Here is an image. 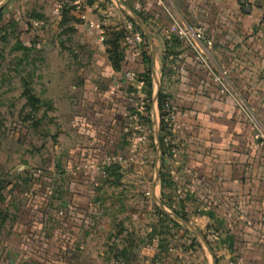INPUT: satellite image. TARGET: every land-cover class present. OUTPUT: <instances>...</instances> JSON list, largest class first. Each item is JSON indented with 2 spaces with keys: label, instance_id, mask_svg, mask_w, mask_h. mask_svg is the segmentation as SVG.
Here are the masks:
<instances>
[{
  "label": "crops",
  "instance_id": "obj_1",
  "mask_svg": "<svg viewBox=\"0 0 264 264\" xmlns=\"http://www.w3.org/2000/svg\"><path fill=\"white\" fill-rule=\"evenodd\" d=\"M60 1L0 0V10L4 8L6 12L4 23H14L22 34L30 13L43 14V20L29 21L31 29L27 35L34 33L40 50L66 63L64 68L48 72L50 79L45 83L55 94L66 88V100L53 96L47 101L55 109L65 101L68 111L62 122L68 125L71 144L64 154L53 152L49 165L45 161L43 165V154L36 152L43 170L76 173L79 166L81 173H93L86 165L101 162L110 150L121 154L120 147L128 140L126 132L131 125L129 110L133 108V86L126 82L124 74L135 76L144 71L141 47L147 43L153 92L158 87L157 93L167 96L171 107L170 128L178 147L175 184H211L208 193L221 199L224 192L217 193L214 186L249 184L259 179V175L255 176L258 164H251L255 148L244 119L233 101L219 93L186 45L169 35L171 21L164 7L157 5L156 0H98L91 6L87 0H76L63 18ZM166 1L176 6L177 13L217 12L227 18L221 16L219 22L202 28L212 42L215 64L228 72L245 99L250 97L262 85L259 78L263 66L253 59L261 57L262 44L260 39L243 36L264 24V0ZM115 33L123 35L118 68L113 67L104 43ZM137 36L140 42L136 41ZM255 77L258 79L252 80ZM150 111L154 134L159 119L156 109ZM63 158L66 170L62 167ZM23 169L17 170L16 179L2 182L6 188L0 209L6 215L0 228V264H76L75 252L80 254L78 258L82 257L81 264H90L85 253L91 237L101 238L108 233L100 229L105 216L83 202L88 194H82L80 202L68 186L59 204L64 212L50 209L44 219H39L31 210L23 211L27 189L33 185L21 176ZM205 187L202 185L201 189ZM18 204L19 210L9 211L10 206ZM9 217L11 224L4 229ZM258 217L255 214L232 218L237 228L229 229L225 235L233 239L228 249L232 254L239 253L237 264H264V224H258ZM260 221L263 223L264 219ZM38 222L42 224L40 230ZM47 253L51 254L49 261L43 258ZM59 253L65 261L57 260Z\"/></svg>",
  "mask_w": 264,
  "mask_h": 264
},
{
  "label": "rangeland",
  "instance_id": "obj_2",
  "mask_svg": "<svg viewBox=\"0 0 264 264\" xmlns=\"http://www.w3.org/2000/svg\"><path fill=\"white\" fill-rule=\"evenodd\" d=\"M170 4L174 10L176 6ZM179 13L184 20L201 28L203 25L219 22L221 16L227 20L217 12L209 15L202 12L192 14L188 11ZM236 16L239 17L238 14ZM260 26L257 30L251 28L243 37L261 41V57L253 59L256 64L263 66L259 78L262 85L245 99L242 92L232 84L245 111L251 114L250 122L245 113L234 104L250 130L251 144L255 148L251 164L259 165L255 173V176L259 175L258 180L254 179L249 184L214 186L218 191L223 188L217 191L224 192L221 199L208 193L211 184H175L178 149L177 142L172 141L173 133L169 124V135L165 137V142L171 146L172 156L167 158L162 170L168 176V182L161 184L157 174V170L161 169L158 162L160 147L159 144L157 147L154 139L160 136L159 120H156L153 134L151 126L148 127L140 120L136 123L130 117L131 125L126 132L128 140L120 147L121 154L110 150V154L101 162L86 165L88 171L92 170L93 173H81L79 166L76 167V173L65 171L57 174L43 170L40 154H43L42 164L49 165L53 152L64 154L71 144V140H68V125L62 122L68 109L64 101L58 109L45 105L37 113H30L29 108L24 107L25 100L20 96V78L22 76L28 79L27 75L29 76L33 91L41 100L47 101L53 96L66 100V88L55 94L48 90L45 83L50 79L47 77L48 72L62 69L66 67V63L63 59L57 61L52 54L40 50L34 33L29 36L8 28L5 33H0V183L16 179L15 173L20 167H24L20 171L24 172L21 176L33 185L30 187L32 189H27V201L24 200L27 208L23 207V211L29 209L39 219H44L50 209L64 212L59 204L66 193V186L73 194L75 192L80 202L83 201L82 194H88L83 202L94 206L98 213L105 216L106 221L102 222L100 229L108 231L101 238H90L88 251L85 253V259L90 264H237L240 260L239 253L232 254V250L228 249L233 239L225 235L229 229L237 228V223L232 218L256 214L259 216L258 224H264L260 221L264 219V24ZM4 36L5 41H1ZM17 40L35 44L37 50L30 52L25 60L23 53L14 51ZM23 59L24 62L19 64ZM42 73L45 74L43 78ZM256 79L258 77L252 80ZM150 113V110L146 111L144 116L149 115L151 118ZM55 147L58 149L55 150ZM62 164L63 170H66V158L62 159ZM108 164L118 167L116 177L112 178L115 179L114 183L103 172ZM67 181L74 182L66 184ZM202 185H206L205 189H201ZM214 193L216 194L215 190ZM159 204L172 217L180 220L176 221L178 227L171 225L157 213L156 207L160 209ZM19 206H10L9 211L19 210ZM174 212L185 216L186 221L181 220ZM10 224L9 217L3 228H8ZM41 225L38 222L37 230H40ZM43 241L45 243V238ZM50 255L44 254V260L49 261ZM74 255L76 264H81L83 259L81 256L78 258L80 254L75 252ZM61 259L65 261L66 258L59 253L57 260Z\"/></svg>",
  "mask_w": 264,
  "mask_h": 264
},
{
  "label": "trees",
  "instance_id": "obj_3",
  "mask_svg": "<svg viewBox=\"0 0 264 264\" xmlns=\"http://www.w3.org/2000/svg\"><path fill=\"white\" fill-rule=\"evenodd\" d=\"M76 0H61V11H62V17H65V14L72 9V4L75 2ZM95 1L98 0H87L86 4L88 6L93 5V3ZM6 16V12L5 9L2 8L0 10V33H5L6 30L8 28L12 29L13 32L17 31L16 25L14 23L11 22H6L4 23V17ZM29 21H41L43 20L44 16L41 13H36V12H32L27 16ZM29 21L25 24V30H23L24 33H28L31 29V25L29 23ZM123 35L122 33H115V34H111L110 37L106 38V40L104 41V43L108 46V54L110 56L112 65L114 68H118V64L120 62V56H119V41L122 39ZM1 41H5V36L1 38ZM36 51V46L35 44H26L21 42L20 40H17L15 42V46H14V51L17 52H21L23 53V57L24 59L28 57V54L32 51ZM141 58H142V63L144 65V71L142 73H139L138 75H135V79L138 82H141L143 84V91L149 101V105L146 108V111L150 110V103H151V97H152V93H153V87H152V80H151V69H150V65H151V57H150V52H149V46L147 43H143L142 47H141ZM24 59L21 61H19V64H21L22 62H24ZM26 60V59H25ZM28 79L29 76L27 75ZM27 78H24L21 76L20 78V83H21V98L25 100V106L29 108L30 113H37L43 106L48 105L50 106L49 102L44 101L39 99L32 88L31 82L28 80ZM130 92L133 95V103L135 102V98H134V89L131 87L130 88ZM156 109L159 115V138H158V144L160 147V153H161V157H160V163H161V169L159 172V178H160V182L161 184H165L168 182V176L163 174V168L165 166L166 160L167 158H170L171 152V146L167 144V142H165V137L168 136V125L170 124V120H171V107L169 105V98L163 94H161V92L157 93V99H156ZM137 114L136 109L133 107L132 109L129 110V117H131L132 115ZM139 117V120L144 122L145 125H147L148 127H150L151 121H150V116H139V114H137ZM28 119V118H27ZM37 125V124H36ZM174 141V139L172 140ZM173 143V142H172ZM178 148V147H177ZM117 170L118 167L108 164L107 166H105V168L103 169V172L107 175V177H110L111 179L116 177L117 175ZM113 183L115 182V179L113 180ZM6 186L3 185V183H0V202H2L4 200V195L2 194L5 190ZM162 205H165L163 202H161ZM156 211L158 214H160L164 219H166L167 221H169V223L173 226H179V224L171 219L170 217H168L161 209L156 207ZM176 213V215H178L181 220L186 221L185 216L181 215L178 212H174ZM4 214L6 215V212L3 211L2 209H0V228L2 227L4 221H5V217ZM211 217V216H210ZM215 234V233H214ZM204 239H206V235L204 234ZM208 245L209 242L207 241Z\"/></svg>",
  "mask_w": 264,
  "mask_h": 264
},
{
  "label": "built area",
  "instance_id": "obj_4",
  "mask_svg": "<svg viewBox=\"0 0 264 264\" xmlns=\"http://www.w3.org/2000/svg\"><path fill=\"white\" fill-rule=\"evenodd\" d=\"M166 3V0H156V4L164 7L170 18L171 24L168 29L169 35L175 37L186 45V47L193 54L194 60L199 64L200 68L211 76L213 82L218 88L219 93L230 98L233 103L245 113L247 119L251 122V114L248 111H245L238 94L233 89L228 72L223 68H219L215 64L211 50L212 42L206 36L204 30L201 27L193 25L184 20V18L179 13L174 11L170 5ZM136 41L140 42V38L138 36L136 37ZM124 78L127 83L133 86L135 91V102L133 103V107L136 109V112L139 114V116H144L146 108L149 105V101L143 91L142 83L137 82L135 77L129 72L124 74ZM153 96L154 92L152 93L151 97L150 110L156 109V102H152ZM137 114H134L130 117L136 123L139 121ZM142 138H144V136ZM115 159L116 158H112V160Z\"/></svg>",
  "mask_w": 264,
  "mask_h": 264
},
{
  "label": "water",
  "instance_id": "obj_5",
  "mask_svg": "<svg viewBox=\"0 0 264 264\" xmlns=\"http://www.w3.org/2000/svg\"><path fill=\"white\" fill-rule=\"evenodd\" d=\"M147 37V36H146ZM157 91H158V87L157 89L154 91V96H153V100L152 102L155 103L156 102V99H157ZM154 136V135H153ZM155 139V142H156V145L158 147V138H154ZM160 157H161V153H160V150L158 148V162L160 163ZM161 164V163H160ZM160 170H157V174H159ZM160 206V209L164 211V213L166 212V210L163 208V206L161 204H159ZM166 214L171 217L173 220L175 221H180L179 219L175 218V217H172V215H170L169 213L166 212ZM196 235H198V233L196 232L195 233ZM199 236V235H198Z\"/></svg>",
  "mask_w": 264,
  "mask_h": 264
}]
</instances>
